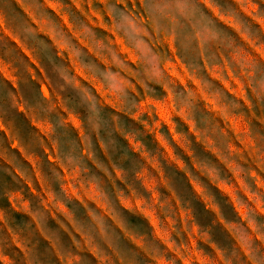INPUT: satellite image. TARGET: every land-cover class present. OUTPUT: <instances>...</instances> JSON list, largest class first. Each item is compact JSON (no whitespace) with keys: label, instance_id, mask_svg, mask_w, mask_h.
Returning <instances> with one entry per match:
<instances>
[{"label":"rangeland","instance_id":"374dc122","mask_svg":"<svg viewBox=\"0 0 264 264\" xmlns=\"http://www.w3.org/2000/svg\"><path fill=\"white\" fill-rule=\"evenodd\" d=\"M1 120L0 264H264V0H0Z\"/></svg>","mask_w":264,"mask_h":264},{"label":"crops","instance_id":"0c3cea01","mask_svg":"<svg viewBox=\"0 0 264 264\" xmlns=\"http://www.w3.org/2000/svg\"><path fill=\"white\" fill-rule=\"evenodd\" d=\"M2 123V120L0 121ZM1 126V125H0ZM3 227V226H2Z\"/></svg>","mask_w":264,"mask_h":264}]
</instances>
